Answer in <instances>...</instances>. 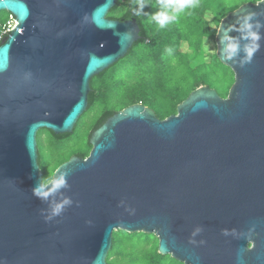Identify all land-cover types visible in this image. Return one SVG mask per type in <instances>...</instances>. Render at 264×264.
<instances>
[{
  "label": "water",
  "instance_id": "water-1",
  "mask_svg": "<svg viewBox=\"0 0 264 264\" xmlns=\"http://www.w3.org/2000/svg\"><path fill=\"white\" fill-rule=\"evenodd\" d=\"M118 1L0 0L16 19L0 45V264H108L115 229L154 233L184 264H264V0L217 30L227 97L205 84L166 118L119 110L55 170L66 186L34 195L38 132H74L92 78L141 38L136 17H108Z\"/></svg>",
  "mask_w": 264,
  "mask_h": 264
},
{
  "label": "trees",
  "instance_id": "trees-1",
  "mask_svg": "<svg viewBox=\"0 0 264 264\" xmlns=\"http://www.w3.org/2000/svg\"><path fill=\"white\" fill-rule=\"evenodd\" d=\"M250 1L258 0H238L233 5L234 0H193L192 6L182 11H174L171 8H162L161 0H153L149 10H142L140 15H136L140 10L139 0H119L108 17L120 20L136 17L141 27V38L126 56L92 78L89 104L84 114H90L93 121L83 137L84 146L74 147L68 143L74 136L80 119L72 133L55 134L52 130L43 128L50 132L51 139L48 143L39 137L40 131L38 132L39 163L43 170V179L72 155L88 156L92 133L109 117L131 104L141 102L154 109L158 117L166 118L174 114L178 104L202 83L214 87L223 95L226 86L219 85L220 77L226 75L230 67L222 63L216 55L211 62L192 68L186 52L181 50V45L186 42L196 52H200L204 38L216 37L218 30L210 25L205 17L206 12L222 20L229 12ZM121 4L128 5V8L116 14L115 11ZM158 11H167L173 17L164 28L151 20L152 14ZM9 14L11 13L8 11L0 12V33ZM5 39H0V45ZM196 70L201 71L199 79H194L196 77L193 72ZM182 72L186 78L174 81ZM93 113H97L96 117ZM50 150L51 156L47 159ZM139 238L145 243L140 242ZM150 242L151 235L147 233H113L108 264H164L163 258H172L153 251L149 248Z\"/></svg>",
  "mask_w": 264,
  "mask_h": 264
},
{
  "label": "rangeland",
  "instance_id": "rangeland-1",
  "mask_svg": "<svg viewBox=\"0 0 264 264\" xmlns=\"http://www.w3.org/2000/svg\"><path fill=\"white\" fill-rule=\"evenodd\" d=\"M234 1L235 2H232V5L237 3L238 0H234ZM144 2H145V7L143 8V10L147 11V10H149V5L153 2V0H144ZM250 2H257V1H250ZM138 7H139V4H138ZM127 8H128V5L121 4L119 6L118 10L115 11V13L116 14L121 13L122 11H125ZM169 15H171V14H169ZM205 17L210 21V25L213 28H216V29L219 28V25L221 23V19L214 18L213 15L210 12H206ZM9 19H10V14H9L8 19L6 20V22L9 21ZM3 30H4V27H2V29H1L0 39L3 36V35H1ZM217 49H218V45H217V42H216V37H212V38L206 37V38H204L203 49L200 52H196L186 42H183L182 45H181V50L183 52H186L187 58L189 60V64H190V66L192 68H195V67H197V66H199L200 64H203V63H209L212 60H214V57L217 55ZM200 73H201L200 70L194 71L193 72V76L196 77V78H194V77L193 78L194 79H199L198 76H199ZM184 78H186V76H184V74L182 72V73H179L174 78V81H182ZM220 79H221V81H220L219 85L220 86H226V89L224 90V94L222 96L223 97H227L229 95V93H230L231 87L233 86V84L235 82V73L230 68V71L226 75L221 76ZM201 85H205V84L202 83V84H200V86ZM175 113H177V110H176ZM92 115L96 117L97 113H93ZM92 121H93V117L90 114H84V115H82L80 117V121H79V123H78V125L76 127L75 134L72 137V139L70 141H68V143L71 146H73V145H74V147L75 146H77V147L84 146L85 142L83 140V137L87 133V130H88L89 126L91 125ZM40 136L43 138L44 141H46V143H48L50 141V139H51L50 132L47 129L40 130L39 137ZM92 147L93 146L91 144L90 148L88 149L87 155H89ZM46 150H47V148H46ZM51 152L52 151L50 150L49 156L46 157L47 159L50 158ZM54 172H55V168L52 169L50 174H53ZM122 231L127 232V231L122 230V229H118V230L115 229L114 234H116V233L119 234V232H122ZM127 233H130V232H127ZM139 233H144V232L137 231V232H133L132 234H139ZM147 234L151 235V242H150L149 248H152L153 251H155L157 253H160L159 252V238L157 237V235H155L154 233H147ZM142 240H143L142 238H139L140 242L145 243V241H142ZM167 255L169 257H172V255H170V254H167ZM162 261H163L164 264H183L181 261H179V260H177V259H175L173 257L172 258H167V259L163 258Z\"/></svg>",
  "mask_w": 264,
  "mask_h": 264
},
{
  "label": "clouds",
  "instance_id": "clouds-1",
  "mask_svg": "<svg viewBox=\"0 0 264 264\" xmlns=\"http://www.w3.org/2000/svg\"><path fill=\"white\" fill-rule=\"evenodd\" d=\"M193 0H161L162 8H171L174 11H182L184 8L192 6ZM145 7L144 0H139V11L136 12V15H140V12ZM173 19L172 16L168 14L167 11H158L151 16V20L154 21L159 27L164 28L168 23L171 22ZM255 38V37H254ZM169 52L171 49L168 50ZM233 52H235V48L232 49ZM251 55V52H249V56ZM53 184L57 189L65 187L66 186V177L65 175L61 174L59 176L53 174H50L48 177L44 178L42 180L41 185H37L33 189L34 195H36L38 198L43 197L46 198L48 193L42 192L41 187L44 185ZM65 203H68V201H65ZM62 209V205H56L53 209V215H57L60 213ZM199 231V230H198Z\"/></svg>",
  "mask_w": 264,
  "mask_h": 264
},
{
  "label": "built area",
  "instance_id": "built-area-1",
  "mask_svg": "<svg viewBox=\"0 0 264 264\" xmlns=\"http://www.w3.org/2000/svg\"><path fill=\"white\" fill-rule=\"evenodd\" d=\"M16 25V19L13 17V14H10V19L9 21H7L3 27H4V30L2 31V34L1 35H4L5 32L9 31V30H12Z\"/></svg>",
  "mask_w": 264,
  "mask_h": 264
}]
</instances>
